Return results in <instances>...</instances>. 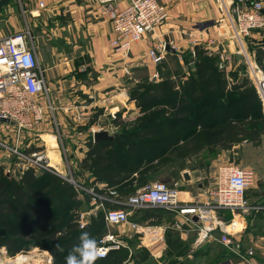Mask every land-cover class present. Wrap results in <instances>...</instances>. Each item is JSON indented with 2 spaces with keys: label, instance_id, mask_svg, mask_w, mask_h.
Listing matches in <instances>:
<instances>
[{
  "label": "trees",
  "instance_id": "1",
  "mask_svg": "<svg viewBox=\"0 0 264 264\" xmlns=\"http://www.w3.org/2000/svg\"><path fill=\"white\" fill-rule=\"evenodd\" d=\"M186 54L181 63L175 53H166L156 65L158 80L138 81L130 89L138 116L125 123L116 115L112 123L118 128L117 138L88 141L78 165L90 177L85 188L101 195L111 190L116 201H124L150 180H176L183 170L200 164L196 159L210 161L243 141L256 143L264 134L261 105L250 80L219 68L218 57L205 48ZM256 63L264 73V44L257 50ZM79 192L46 170L28 168L14 179L0 166V247L11 254L20 246L24 251L38 248L50 254L52 264H65L80 234L87 232L97 240L107 231L105 211L121 208L104 202L109 207L98 210L79 229L78 212L92 208L90 197L80 192V199ZM126 255L121 248L96 264H122ZM130 259L153 263L142 250Z\"/></svg>",
  "mask_w": 264,
  "mask_h": 264
},
{
  "label": "rangeland",
  "instance_id": "2",
  "mask_svg": "<svg viewBox=\"0 0 264 264\" xmlns=\"http://www.w3.org/2000/svg\"><path fill=\"white\" fill-rule=\"evenodd\" d=\"M249 1H255L263 5L262 16L264 18V0ZM24 2H26V0H9V2L0 9V36H7L17 31L28 30L32 38L36 48V53L37 55L39 54V63L44 73L48 94V97L42 95L40 100L43 102V106L46 107L45 101L47 100L46 98H48V101L54 109L52 113L53 119L50 118V120H48V127L50 128L48 133L52 135V139L50 138L49 140H46L44 138L47 144V149L45 150V147H43L42 149H38V151L45 155L47 159L48 154H50L49 156L51 157L55 155L61 165V170L59 167L58 170L62 172L61 175H64L66 172L68 173L67 170L66 172L64 171V168H66L65 166L67 163L73 161L76 149L78 152H82L83 146H85L89 140H92L93 133L98 131H107L110 128L111 130H114L111 133L108 130L110 135L117 133L118 128L112 123V120L116 118V115L114 112L111 116L106 113L116 110V113L119 111L117 114L120 115V121L125 123L134 122L137 117H129V114H127L128 112L123 111L125 109L122 108L126 106L121 105V103H123L124 100V103H131L134 108L138 110L135 103L130 98V89L138 81L146 79L157 81L158 74L154 66L155 64H153L148 58V51L146 50V47L138 48L139 52L142 51V54H137L136 59L133 57V60L128 61L133 45L137 46L139 43L131 45L128 50L125 48L121 49L118 47H112L110 45L113 32L109 18L104 11L99 12L100 18L109 23L111 38L107 41V44L105 43V47H108H106L107 53L104 52L100 54V60L98 63L101 71L99 77L100 84L95 85V80L90 81L87 79L85 83L81 79H78L73 69H71V64L68 74L65 73V70L67 69V66H65V58L71 60L73 59L72 61H75L76 63L78 61L85 60L86 56H81L79 54H66L64 52L66 46L64 45L63 40L60 39L62 36V30H60V24L55 21L57 18L61 20L62 14L56 13L54 9H51V7H47L43 3L36 0L33 1L35 3L32 5L27 4L28 2ZM40 3L42 6H40ZM211 3L214 8V13L216 11V14H214V16H212L213 19L210 20L212 24L209 26V29H211V31H215L216 28L222 26L221 28H224V37L225 39H228V43H225L224 45V43H222L223 39L208 38L205 40V49L212 51L213 54L218 57L219 68L224 69L227 73L231 71L237 72L240 79L246 77L250 80L259 98L263 121L264 97L260 92L255 75L260 73V75H262L261 77H264V73L259 69L256 63L257 50L262 48V45L264 44V27L259 29H249L246 34L239 33L240 35L238 36L235 32V30H238V13L244 12L250 6L240 4L237 0H212ZM30 9H32V13L28 12ZM204 29L205 28L203 27L202 30ZM143 42L144 41H141L140 43ZM109 48L110 51H112L110 53ZM112 49L119 52V60L113 58L112 55H114L115 52ZM242 50H244V52H242ZM166 53L167 51H165V54ZM193 53L191 51V54ZM237 55L242 56L243 63L235 61V56ZM131 61L134 62L131 63ZM240 65L242 66L240 67ZM186 69L187 68H185V70ZM70 75L74 76L72 82L65 81L66 76H69L70 78ZM95 88H97V90L94 92ZM83 97H86V99H83ZM112 97L115 100H112ZM64 109H70L68 115H73L70 121L66 118L65 113L67 112H64ZM131 111L134 112L132 109ZM45 113L51 114L49 113V110H46ZM79 114H81L82 118L87 117V119L84 120V118L82 120H78L77 116ZM56 115H59L63 123H65L64 125L66 127L63 129L66 130L65 132L60 131L61 128L58 127V122L55 119ZM74 117L76 119H74ZM38 127L39 126L35 127L28 133L33 132ZM26 134L27 133L24 135ZM13 142L14 141L10 138V136L0 134V166L4 168V173L7 176L18 179V177L22 175V172L27 170L28 167L22 166V163H20L16 159L15 155L12 154L11 150L13 149ZM25 143L26 142L24 141L23 144H21L23 145V149H25L24 152L30 153L28 149L32 146H28L29 148L27 147V149L25 147ZM51 145L54 147H50ZM195 162L200 163L201 165L197 164L195 168L190 170V172H206V178L204 180L198 178L199 183H203L205 185V191H202L205 196L207 191H214L215 189L217 168L220 165L229 164L236 165L242 169L251 170L253 172V182L248 189L251 193L253 191L261 193L258 194L259 201L264 199V134L261 135L256 143L243 141L233 145L228 151L218 153L210 161L202 160L200 158L199 160L196 159ZM205 163L208 165L205 166ZM190 165L193 166L194 164L192 163ZM76 168L78 169V166H76ZM52 169L56 168L53 167ZM74 174L76 177L80 175V180L86 179L84 176H81L78 170ZM192 174L195 178L199 177V173ZM165 180L166 177H161L150 180L148 183L163 182L164 184L171 186L175 181L172 179L169 181ZM180 204L182 205L184 203L180 201ZM120 207L126 209V207ZM89 210L92 209H81L80 212H78L76 222L80 213H85V211ZM97 211L93 212L92 210V213L86 212L85 214H91V216H94ZM240 212L242 211H234V213ZM231 246L232 245L228 248ZM30 249L28 251H24L22 250V246H20L18 253L11 254L6 252L4 247H0V264H52V258L47 251L39 250L38 248ZM22 256H31L32 258L24 260L21 258ZM126 256L127 257L122 264H141L137 261L130 262L131 259L128 255ZM132 256L137 255L133 254ZM152 262L154 264H158L154 261Z\"/></svg>",
  "mask_w": 264,
  "mask_h": 264
},
{
  "label": "crops",
  "instance_id": "3",
  "mask_svg": "<svg viewBox=\"0 0 264 264\" xmlns=\"http://www.w3.org/2000/svg\"><path fill=\"white\" fill-rule=\"evenodd\" d=\"M33 1L34 0H26L29 5L34 4L35 2ZM36 1L43 3L47 7H51L56 13L62 14L61 20L57 18L55 21L60 24V30H62V36L60 39L63 40L64 45L66 46V49H63L64 52L66 54H79L81 56H86L85 60L76 63L75 61H72L73 59L65 58V66H67L65 73L68 74L71 64V69H73L78 79H81L83 82L87 81V79L90 81L95 80V85H99L101 71L98 63L100 60V54L104 52L107 53V46L105 47V43L107 44V41L111 36L110 25L106 20L100 18L96 4L92 0ZM157 1L166 7L169 13V19L161 28L156 30L154 34L148 35L143 43H139L137 46L133 45L128 61L133 60V57L136 59L137 54H142V51L139 52L138 48L146 47V50L148 51L150 48L157 46L160 43H171L174 47L173 50L181 63L182 55L185 53H191L192 50L199 47L205 48V40L208 38L223 39L222 43H224V45L225 43H228V39H225L224 37V28H221L222 26L216 28L215 31L209 29V26L212 24L210 20H212V16L216 14V11L214 13L213 10L214 8L211 3L212 0ZM28 12L32 13V9ZM203 27L205 28L204 30H202ZM113 51L115 52V54L112 55L113 58L119 60V52L115 50ZM110 52L112 51H110L109 48V53ZM235 61L237 62L236 56ZM133 62L134 61H131V63ZM157 64L154 65L155 68ZM70 76V78L69 76H66L65 81L72 82L74 76ZM82 86L85 87L84 85ZM96 90L97 88H95L94 92ZM83 99H86V97H83ZM112 100L115 99L112 97ZM118 103L120 104L119 101ZM121 105L126 106L122 108L125 109L123 111L128 112L127 114H129V117L138 116V110L134 108L133 104H126L123 100ZM131 109L134 112H132ZM69 110L70 109H64V112H67L65 113V116L70 121L73 115H68ZM111 112L106 114L111 116L113 112L115 115H118L117 113H119V111L116 113V110ZM75 117L74 119H76ZM50 118L53 119L52 115L45 113L42 124H40L33 132L27 133L23 136L21 144L25 141L26 148L32 146L30 149H28L29 147L27 148L28 151H38V149H42L43 147H45V150L47 149L45 139H52V135L48 133L50 131V128L48 127V120H50ZM55 119L58 122V127L61 128L60 131L65 132L66 130L63 129L66 126L61 117L56 115ZM108 130L110 133L114 131L111 130V128ZM22 147L23 145L21 148ZM50 147L54 146L51 145ZM86 150V145L83 146L82 152H78L76 149L73 161L67 163L65 166L66 168H64L65 172L69 169L75 184L80 187L75 189L84 192L85 194V189H93L92 187H84V183L87 181L90 182V177L89 174L81 173L76 166H78L79 162L85 157ZM49 155L50 154H48L49 162L60 174L58 176L61 178L64 176L66 177L67 172L61 176V165L56 156L53 155L51 157ZM58 167L60 170H58ZM77 170L81 176H84L86 179L80 180V175H78L77 178L74 174ZM184 173L188 174V180L183 178ZM192 173H199V177L195 178ZM205 173H203V171L190 172L189 170H183L179 177L174 181V183H177L179 199L184 203L182 206H190L195 200H198L199 202L206 201V196L202 192L205 191V185L199 183L198 180V178L204 180L206 178ZM103 186L104 185H99L98 188L102 189ZM249 191V189L246 191V199L249 203L247 211H242L240 213L219 211L218 222L221 228L213 233L211 239L203 243H199L198 241L197 227L199 224L195 217H193L191 223L182 224L184 223L183 215L162 208H154L146 213H143L145 210L138 213H136L137 211L129 210V225L127 224L118 228H110L108 231L119 238L123 244L122 248L126 250L129 258H131L130 256L133 254L137 255L138 251L142 250L149 255L150 259L158 264H264V199L259 201L258 194H261L260 192L253 191L251 193V191ZM80 192L78 193V197L82 199L83 194ZM98 195L102 198L95 201V203H92L91 201V209L93 212H96L99 209L108 208L109 205H106L104 202H111L113 205L115 204L114 201H116V197L109 196L110 194ZM115 205L118 206L117 203ZM92 210L85 211V213H92ZM90 216L91 214L87 216V223ZM131 223L150 227L151 229H154L156 235L145 233L143 237L135 233L130 227ZM177 225L181 226L180 229L176 227ZM224 228H226V230ZM221 230L227 233L233 241V246L230 248L224 247L217 241L222 232ZM157 235L159 237L158 239L156 238ZM153 248L154 250L151 251ZM249 251L251 252V255L248 254ZM130 262H132V260Z\"/></svg>",
  "mask_w": 264,
  "mask_h": 264
},
{
  "label": "built area",
  "instance_id": "4",
  "mask_svg": "<svg viewBox=\"0 0 264 264\" xmlns=\"http://www.w3.org/2000/svg\"><path fill=\"white\" fill-rule=\"evenodd\" d=\"M98 11H104L111 23L113 36L110 40L112 47L125 48L140 43L154 34L168 20L166 7L157 0H92ZM238 3L249 5L237 17V31L247 33L249 29L264 27L263 5L249 0H237ZM40 6L42 4L40 3ZM194 45V43H193ZM173 45L160 43L148 50V58L153 64L164 58L166 48ZM194 50H192L193 53ZM244 52V50H242ZM48 97L43 70L40 67L36 48L28 30L17 31L7 36H0V134L10 136L12 154L22 163V166L36 171L46 170L60 175L56 169L49 165V160L41 152L34 150L25 153L21 148V139L25 133L42 124L46 110L53 113L50 102L45 101L46 107L40 100L41 96ZM87 116V115H83ZM85 118V119H84ZM78 120L87 117L77 116ZM7 121V122H6ZM1 145V144H0ZM62 176V175H61ZM65 177V176H64ZM63 177V178H64ZM67 178V179H66ZM65 180L75 188L77 186L68 169ZM253 182V172L242 169L236 165L223 164L217 168L214 191L206 192V201L195 200L190 206L180 204L177 183L168 186L163 182H151L137 189L128 196L124 202L114 203L126 207L109 209L105 211L104 222L107 233L98 239L104 259L109 252L117 251L123 247L119 238L109 232L110 228L129 225L128 212L162 208L184 216V223H191L193 217L197 219V236L199 243L208 241L213 233L220 229L218 222L219 211H247L249 207L246 191ZM82 190V189H81ZM92 203L102 198L93 189H85ZM110 196L116 197L114 191ZM87 214L80 213L77 224L83 229L87 224ZM130 227L135 233L144 237L145 233L156 235L154 229L131 223ZM180 229V225L176 226ZM222 231V230H221ZM158 239V235L156 236ZM224 247L233 246V241L222 231L217 240ZM154 248L151 250L153 251ZM251 255V252H248Z\"/></svg>",
  "mask_w": 264,
  "mask_h": 264
},
{
  "label": "clouds",
  "instance_id": "5",
  "mask_svg": "<svg viewBox=\"0 0 264 264\" xmlns=\"http://www.w3.org/2000/svg\"><path fill=\"white\" fill-rule=\"evenodd\" d=\"M59 247V246H57ZM104 254L98 241L89 233L82 232L78 243L73 246L65 257V264H96V261Z\"/></svg>",
  "mask_w": 264,
  "mask_h": 264
},
{
  "label": "water",
  "instance_id": "6",
  "mask_svg": "<svg viewBox=\"0 0 264 264\" xmlns=\"http://www.w3.org/2000/svg\"><path fill=\"white\" fill-rule=\"evenodd\" d=\"M8 2H9V0H0V9L2 7H4ZM166 51L168 53H172V54L175 53V51L172 48H170V47H167L166 48ZM236 59H237V61H240L241 63H243L242 56L237 55L236 56ZM117 136H118L117 134L110 135L107 131H98V132L93 133L92 141H93V143H99V142H103V141H109V142H111L115 138H117ZM183 178L185 180H188V174L187 173H184L183 174Z\"/></svg>",
  "mask_w": 264,
  "mask_h": 264
},
{
  "label": "bare ground",
  "instance_id": "7",
  "mask_svg": "<svg viewBox=\"0 0 264 264\" xmlns=\"http://www.w3.org/2000/svg\"><path fill=\"white\" fill-rule=\"evenodd\" d=\"M245 57V56H244ZM246 62V61H245ZM251 71V70H250ZM262 75H260V73H258L257 75H255V78H256V81H257V84H258V87L260 89V92L262 93L263 97H264V77H261ZM261 95V96H262ZM49 165L52 166L49 162ZM53 167V166H52ZM223 229V227H222ZM226 230V228H224ZM26 257V256H25ZM24 256H22L21 258L26 260V259H31L32 257L31 256H28L25 258ZM19 258V257H18ZM20 260V259H19ZM21 261V260H20ZM18 261V262H20ZM24 264V263H23Z\"/></svg>",
  "mask_w": 264,
  "mask_h": 264
}]
</instances>
